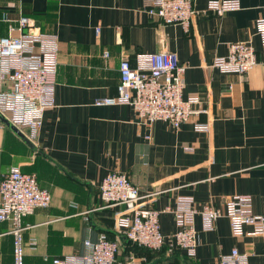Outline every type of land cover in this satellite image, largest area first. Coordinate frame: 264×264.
Here are the masks:
<instances>
[{"label": "crops", "instance_id": "obj_1", "mask_svg": "<svg viewBox=\"0 0 264 264\" xmlns=\"http://www.w3.org/2000/svg\"><path fill=\"white\" fill-rule=\"evenodd\" d=\"M148 1L0 0V37L7 35L2 14L13 21L27 17L36 31L56 35L59 46L55 105L43 114L35 149L0 125V181L16 167L35 174L51 196L47 209L24 218V264L79 255L84 240L100 234L119 241L117 264L131 256V264H219L234 248L247 255L244 264H264V237H233L224 215L210 232L195 217L194 258L169 251V240L160 251L137 249L116 227L124 207L100 200L102 179L118 173L138 188L143 209L162 211L178 197H191L197 209L210 204L222 210L229 197L249 195L254 215L264 216V56L255 29L264 0H240L239 11L223 15L201 11L188 31L148 15ZM204 6L196 1L197 10ZM242 41L256 51L254 69L238 76L211 67L230 43ZM163 46L187 66L183 97L199 94L206 114L175 131L162 121L147 127L128 105H95L116 94L120 60L133 63L136 55ZM195 122H209V131L195 132ZM159 225L166 239L176 230L170 214H161ZM12 245L8 224L0 223V264H12Z\"/></svg>", "mask_w": 264, "mask_h": 264}, {"label": "built area", "instance_id": "obj_2", "mask_svg": "<svg viewBox=\"0 0 264 264\" xmlns=\"http://www.w3.org/2000/svg\"><path fill=\"white\" fill-rule=\"evenodd\" d=\"M196 1L149 0L145 10L165 25H178L188 31L192 18L201 11L223 15L241 8L240 0H204V9L197 10ZM1 20L7 25V35L0 37V113L35 144L44 112L55 105L58 39L54 34L36 31L33 21L27 17L13 21L2 14ZM255 29L264 56V6L255 21ZM95 33L98 35L99 29ZM103 57L107 58L108 52H104ZM257 64L254 47L242 41L230 43L227 55L215 58L211 67L224 74L242 76ZM186 68L165 46L158 53L136 55L133 63L122 59L118 65L116 94L97 99L95 105H128L138 121L147 127L162 121L177 131L192 117L207 113L205 109H199L202 103L199 94L183 97ZM193 129L207 133L210 124L195 122ZM145 138L150 140L151 135ZM184 151L191 153L193 149L187 147ZM99 197L105 207H124L116 219V227L127 241L148 251H160L169 240V251L177 249L188 258H194L199 245L194 226L196 216L201 219L203 232L213 231L217 219L224 215L233 237H264V216L254 215L249 195L229 197L222 210L210 204L197 209L191 197H178L173 206L162 211L143 209L138 204L142 197L138 188L125 175L110 173L101 181ZM50 202V193L38 186L35 174H24L12 167L0 181V223L8 224L13 238L12 264H24V218L36 209H47ZM161 214L172 215L176 227L168 239L160 230ZM247 227L251 230L246 233ZM119 249L118 240L100 234L95 241L84 240L81 254L55 257L50 264H117ZM246 259V254L234 248L219 257V264H244ZM134 260L131 256L126 264Z\"/></svg>", "mask_w": 264, "mask_h": 264}, {"label": "water", "instance_id": "obj_3", "mask_svg": "<svg viewBox=\"0 0 264 264\" xmlns=\"http://www.w3.org/2000/svg\"><path fill=\"white\" fill-rule=\"evenodd\" d=\"M0 123H2L5 127L10 129L19 139H21L24 143H26L30 148L35 149V145L31 143L26 136L14 127L1 113H0Z\"/></svg>", "mask_w": 264, "mask_h": 264}, {"label": "trees", "instance_id": "obj_4", "mask_svg": "<svg viewBox=\"0 0 264 264\" xmlns=\"http://www.w3.org/2000/svg\"><path fill=\"white\" fill-rule=\"evenodd\" d=\"M109 238V237H108ZM110 239V238H109ZM112 240V239H111ZM129 242V241H128ZM130 243V242H129ZM131 244V243H130ZM133 245V244H132ZM133 247L137 248V249H141V250H145V249H142V248H138L137 246L133 245ZM148 251V250H146Z\"/></svg>", "mask_w": 264, "mask_h": 264}, {"label": "rangeland", "instance_id": "obj_5", "mask_svg": "<svg viewBox=\"0 0 264 264\" xmlns=\"http://www.w3.org/2000/svg\"><path fill=\"white\" fill-rule=\"evenodd\" d=\"M0 125H1L2 127H5L2 123H0Z\"/></svg>", "mask_w": 264, "mask_h": 264}]
</instances>
